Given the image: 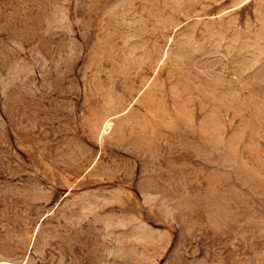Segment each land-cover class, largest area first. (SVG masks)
Here are the masks:
<instances>
[{
    "label": "rangeland",
    "instance_id": "rangeland-1",
    "mask_svg": "<svg viewBox=\"0 0 264 264\" xmlns=\"http://www.w3.org/2000/svg\"><path fill=\"white\" fill-rule=\"evenodd\" d=\"M0 264H264V0H0Z\"/></svg>",
    "mask_w": 264,
    "mask_h": 264
}]
</instances>
